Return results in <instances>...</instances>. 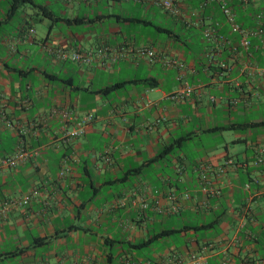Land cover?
Listing matches in <instances>:
<instances>
[{"label": "crops", "instance_id": "crops-1", "mask_svg": "<svg viewBox=\"0 0 264 264\" xmlns=\"http://www.w3.org/2000/svg\"><path fill=\"white\" fill-rule=\"evenodd\" d=\"M89 1L97 0H32L11 11L0 0V133L11 141L0 136V156L20 139L31 153L0 166V264H187L196 252L206 264H264V70L255 69L264 68V39L251 34L243 52L216 6L201 0H183L180 16L147 0H109L117 12L88 17L80 4ZM232 7L248 29L264 15V0ZM209 21L227 43L202 39ZM136 25L164 37L136 34ZM142 44L182 61L181 77L137 57L130 46ZM56 48L95 54L80 65ZM183 83L192 92L169 99ZM61 110L92 115L81 137L58 139ZM63 156L73 160L59 178ZM31 189L27 205L17 204ZM167 192L176 208L158 212L173 205ZM167 229L176 232L159 235Z\"/></svg>", "mask_w": 264, "mask_h": 264}, {"label": "built area", "instance_id": "built-area-1", "mask_svg": "<svg viewBox=\"0 0 264 264\" xmlns=\"http://www.w3.org/2000/svg\"><path fill=\"white\" fill-rule=\"evenodd\" d=\"M69 1V0H62ZM151 1L153 4L159 6V8L171 15V16H180L182 11V3L183 0H147ZM207 3H213L217 11L222 15L224 22L228 26V30L230 33H235L238 36V46L243 52H247L250 46L249 36L256 35L261 41L264 39V15L260 12L255 13L253 15V19L255 22V26L253 29H248L241 26L236 18L235 13L232 7V0H201L200 6H204ZM190 19H185V23H189ZM219 23L217 21H209L204 24L201 30V37L205 42L224 44L227 43V39L224 35L218 32ZM31 31V30H30ZM131 50L135 52V55L139 58H142L147 63H152L156 60H160L163 66L173 67L178 71L177 78H180L182 75V71L184 68V63L179 59H175L173 57H165L162 56L160 52H158L155 48L149 45H138L130 46ZM53 51L56 57L60 60H69L73 63H77L80 65H87L91 62L93 54V50H80L78 48H72L70 50H65L62 48L49 49ZM101 54V53H100ZM257 72L261 74L264 70L263 67H255ZM192 92L191 85L186 83L181 84L176 90L169 93L167 96L169 99L173 101H181L185 97H187ZM3 99V96L0 92V100ZM210 101L214 100L213 97L209 98ZM58 111L56 108L50 109V114L54 115ZM72 112L60 111L61 117V133L58 139L64 143L75 139L77 137H81L84 133L85 127L92 120V115L89 113H85L82 117L77 118L71 114ZM7 126H11L9 122H6ZM30 151L26 148L25 143L20 139L18 143L15 145L13 151L7 155L0 156V166L2 167H15L18 163H21L27 157L30 156ZM73 159L67 156H63L60 160V165L57 170V177L61 178L67 175L70 171V165ZM231 159H226L224 164H231ZM204 189V187L202 188ZM212 193H216L215 188H209ZM206 190V189H204ZM37 192L35 189H31L25 193H23L20 197H18L16 203L19 205H27L30 198L35 195ZM160 194V193H158ZM163 196V195H162ZM159 195V197H162ZM184 198H188L189 195L187 192L182 193ZM164 198L167 199L168 202L173 205L167 206V208H162L159 205L156 206L158 212H171L175 210L177 202V196L173 192H167L164 195ZM146 203H141V206H145ZM5 207H2V210H5ZM187 264H206L203 255L201 252L190 253L187 257Z\"/></svg>", "mask_w": 264, "mask_h": 264}, {"label": "rangeland", "instance_id": "rangeland-1", "mask_svg": "<svg viewBox=\"0 0 264 264\" xmlns=\"http://www.w3.org/2000/svg\"><path fill=\"white\" fill-rule=\"evenodd\" d=\"M36 2L37 1H40V0H35ZM96 3V4H95ZM130 2H128L129 4ZM81 6V12L86 14L88 17H92L94 16V14L96 13H103V14H106V13H114V12H117V4L115 3V5H112L110 3L109 0H97L96 2H93V1H89L88 3H81L80 4ZM123 6V4H122ZM163 24H164V21H162ZM36 25V27L38 26L37 24V21L34 22ZM165 24H168V23H165ZM100 28V26H98L97 24H94L93 25V28ZM134 32L136 34H141V35H153V34H158L159 36H162L164 37V34L163 33H155L154 30L151 28V27H143L141 25H136L134 26ZM0 136L2 138V140L4 142H6L5 144H9L11 143V141L7 138V132L6 131H1L0 133ZM149 248H140L138 251L140 253H145L147 254L149 252L148 250Z\"/></svg>", "mask_w": 264, "mask_h": 264}, {"label": "trees", "instance_id": "trees-1", "mask_svg": "<svg viewBox=\"0 0 264 264\" xmlns=\"http://www.w3.org/2000/svg\"><path fill=\"white\" fill-rule=\"evenodd\" d=\"M32 3V0H9V10H15L17 7L23 5V4H31ZM37 9L42 13H45V8L43 6H40L38 5L37 6ZM42 13V14H43ZM48 15L47 16H50L49 13H47ZM124 20H127V21H132V22H141V23H147L148 21H144V20H141V19H138V18H129V17H124L123 18ZM151 26L157 30H160L161 32H166V33H169V29H166L164 27H159V26H156L155 24H152L151 23ZM126 81H120V82H115V83H112L110 85H107L105 86L103 89H100L102 90L103 92H109V91H113L119 87H121L122 85L125 84ZM180 143V139H178V141H174L172 143H168L167 145H164L161 149V152L159 155H163L165 153H167L172 146H176ZM173 232H176V230H172V229H167V230H163L159 235H167L169 233H173ZM10 255H13L12 253H10Z\"/></svg>", "mask_w": 264, "mask_h": 264}]
</instances>
